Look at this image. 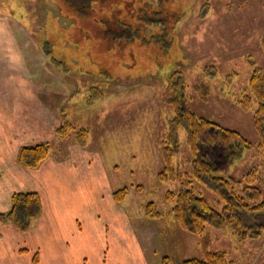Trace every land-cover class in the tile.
Masks as SVG:
<instances>
[{"label":"rangeland","instance_id":"374dc122","mask_svg":"<svg viewBox=\"0 0 264 264\" xmlns=\"http://www.w3.org/2000/svg\"><path fill=\"white\" fill-rule=\"evenodd\" d=\"M93 8L91 15L80 16L64 0H0V69L13 58L15 68L0 75V100L23 102L19 106L39 119L45 134L40 142H48L49 155L71 156L67 148L74 146L102 169L107 192L129 188L121 205L143 216L136 219L141 225L171 224L175 220L164 194L179 185L157 179L159 142L172 114L164 100L167 78L181 71L190 109L240 131L251 143L229 175L245 181L250 172L264 198V149L254 107L244 110L239 103L254 66L264 71V0H107ZM111 16L138 27L135 35L107 38L103 24ZM199 85L205 99L199 97ZM63 120L73 129L61 139L55 130ZM82 128L89 133L84 146L74 139ZM189 158L181 132L174 162L190 171ZM192 186L216 206L212 191L197 182ZM98 193H81L75 202L87 196L98 200ZM180 231L182 237L168 243L170 260L201 257L199 235ZM208 231L210 249L225 251L231 264H264V232L238 239L226 227Z\"/></svg>","mask_w":264,"mask_h":264},{"label":"trees","instance_id":"16d2710c","mask_svg":"<svg viewBox=\"0 0 264 264\" xmlns=\"http://www.w3.org/2000/svg\"><path fill=\"white\" fill-rule=\"evenodd\" d=\"M107 0H64V4L80 16L93 13V4H102ZM103 24L105 36L112 39L130 38L137 28H132L126 20L111 16ZM253 63V62H252ZM187 84L181 71H175L167 78L164 100L171 105L172 114L167 120L166 132L160 139L162 168L157 173L158 181H175L176 190H166L164 199L170 205V213L179 227L199 235L198 244L201 257L181 260L179 264H231L223 250L210 249L209 228H229L238 238L257 237L264 232V198L261 190L252 182L251 173L245 181L230 176V168L251 147V143L238 130L225 127L204 116L197 115L187 105L185 88ZM201 99L206 98L202 85L196 87ZM244 110L254 107L255 127L258 131L259 147L264 149V71L253 68L248 80V90L241 100ZM73 127L63 120L55 134L61 139L67 138ZM181 132L189 149L190 171H183L174 159L180 152ZM88 130L79 129L74 134L75 141L84 146L88 139ZM48 142H35L21 145L16 153V163L22 167L34 169L49 156ZM193 182L203 185L216 196V206L197 193ZM129 193L127 186L112 191L116 202H122ZM152 202L147 203L146 212L152 213ZM42 210L41 197L36 191L14 192L10 197V207L0 211V225L11 224L17 231L28 230ZM158 213V211L156 212ZM158 264H170L167 255Z\"/></svg>","mask_w":264,"mask_h":264},{"label":"crops","instance_id":"0c3cea01","mask_svg":"<svg viewBox=\"0 0 264 264\" xmlns=\"http://www.w3.org/2000/svg\"><path fill=\"white\" fill-rule=\"evenodd\" d=\"M13 61L0 69V75L15 72ZM19 105L23 102L0 100V211L8 210L11 194L20 191L38 192L42 210L24 232L11 224L0 225V264H158L164 255L169 257L168 243L176 235L182 237L179 225L175 221L141 225L136 219L143 216L129 214L122 202L112 198V190L108 193L101 183L102 169L91 165L86 155L80 157L74 146L67 148L71 156L49 155L34 169L16 163L21 145L45 140L39 119ZM91 191H98L100 199L90 201ZM81 193L88 196L75 202ZM179 262L170 260V264Z\"/></svg>","mask_w":264,"mask_h":264}]
</instances>
